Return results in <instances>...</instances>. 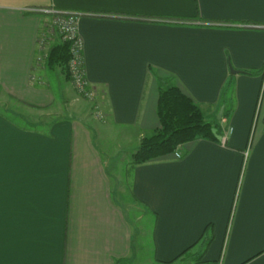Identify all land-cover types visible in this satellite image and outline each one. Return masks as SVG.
Returning a JSON list of instances; mask_svg holds the SVG:
<instances>
[{
    "label": "crops",
    "instance_id": "1",
    "mask_svg": "<svg viewBox=\"0 0 264 264\" xmlns=\"http://www.w3.org/2000/svg\"><path fill=\"white\" fill-rule=\"evenodd\" d=\"M50 7L81 13L102 121L36 62L48 19L29 9ZM261 68L264 0H0V264H141L145 216L149 264H264V74L240 73ZM158 79L231 129L224 141L133 166L159 127ZM121 158L132 218L116 199Z\"/></svg>",
    "mask_w": 264,
    "mask_h": 264
},
{
    "label": "trees",
    "instance_id": "2",
    "mask_svg": "<svg viewBox=\"0 0 264 264\" xmlns=\"http://www.w3.org/2000/svg\"><path fill=\"white\" fill-rule=\"evenodd\" d=\"M68 60V43H55L49 49L45 66L49 70L60 69L69 79ZM240 73L256 75L251 71ZM158 83L156 115L159 127L141 139L138 148L131 155L133 166L173 156L179 147L198 139L216 142L222 133L219 122L207 121L201 108L180 88L167 80L158 79Z\"/></svg>",
    "mask_w": 264,
    "mask_h": 264
},
{
    "label": "built area",
    "instance_id": "3",
    "mask_svg": "<svg viewBox=\"0 0 264 264\" xmlns=\"http://www.w3.org/2000/svg\"><path fill=\"white\" fill-rule=\"evenodd\" d=\"M30 12L41 14L48 19L43 24L37 39V57L36 62L44 65L49 53V49L55 41L58 43H68L69 45V60L67 65V72L69 81L73 87L74 92L82 100L91 103L92 113L98 120H104V115L100 109L95 105L96 90L91 86L85 77V70L82 61L83 44L78 34V20L81 13L60 10L55 8H33ZM226 120L223 118L221 122ZM231 129H227L222 139L230 133ZM175 159H180L181 154L179 148L174 153Z\"/></svg>",
    "mask_w": 264,
    "mask_h": 264
},
{
    "label": "rangeland",
    "instance_id": "4",
    "mask_svg": "<svg viewBox=\"0 0 264 264\" xmlns=\"http://www.w3.org/2000/svg\"><path fill=\"white\" fill-rule=\"evenodd\" d=\"M55 43H58L57 40L55 41ZM251 72H253L254 74H259L262 75V73L264 74V68L262 69H258V70H252ZM264 88V87H263ZM259 111V110H258ZM6 116L9 115V113H4ZM257 114L258 112L256 111V116H255V120L257 118ZM12 116V115H10ZM141 141V140H140ZM117 143L111 140V143L108 144L107 149L113 153L112 151L116 150L117 147ZM180 149V147H179ZM122 153H124V150L120 153L122 156ZM128 164H125V161L121 158L120 161H116V172L117 175L120 176V178L122 179V182L120 184H117V192H116V199H117V204L121 205L123 210H125V213L129 216L128 218H132V216H136L137 211L135 209L131 210L130 208L127 207V204H131V196H130V190L128 187V181L125 177V171H126V167ZM122 185V190L120 189ZM120 193V195H119ZM131 210V211H129ZM146 227V230H144V234L146 235L145 238H147V241H141L139 240V243H135V246L137 248V254L140 257V263L141 264H149V260H151V246H150V241H148V237L149 236V228L152 226V219L148 216L144 217V221L142 222V224L138 223L135 224V227ZM138 238V237H137ZM191 263V262H190ZM195 264V263H192Z\"/></svg>",
    "mask_w": 264,
    "mask_h": 264
},
{
    "label": "water",
    "instance_id": "5",
    "mask_svg": "<svg viewBox=\"0 0 264 264\" xmlns=\"http://www.w3.org/2000/svg\"><path fill=\"white\" fill-rule=\"evenodd\" d=\"M231 74H236L237 71H234L233 69L229 68ZM223 109H221L218 113L217 119L220 120L222 117Z\"/></svg>",
    "mask_w": 264,
    "mask_h": 264
}]
</instances>
